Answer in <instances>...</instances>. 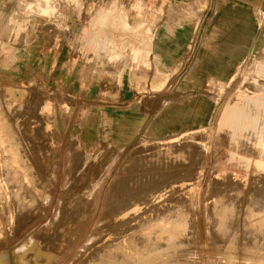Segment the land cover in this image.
<instances>
[{
    "label": "rangeland",
    "instance_id": "1",
    "mask_svg": "<svg viewBox=\"0 0 264 264\" xmlns=\"http://www.w3.org/2000/svg\"><path fill=\"white\" fill-rule=\"evenodd\" d=\"M112 1L76 0L71 6L69 3L62 5L61 11L57 8L52 18H44L37 14L35 8L30 9L28 0H0V49L5 47L8 51L5 56H0V105L3 106L0 116L12 108L20 109L16 112L15 121L20 120L21 132L29 139L28 142L32 140L33 147L29 148L35 153L30 163L38 167L39 176H46L53 163L56 165L53 168L55 181L46 182L47 185L50 183L51 203L44 215L33 213L31 208L17 213L11 203L12 191L7 189L10 185L0 177V263L18 264L19 250L32 238L40 241V246L47 244L43 250L49 256L46 254L41 261L33 260L31 264H74L75 258L84 254V258L76 263L83 264L86 261V241L95 236V230H100V225H103L97 221L105 219L110 207L107 209L108 203L125 193L130 197L148 198V202L151 198L154 201L159 195H165L162 204L165 210L161 215L164 216V229H169V226L175 228L176 224V232L163 233L164 241L160 247L156 250L147 248L149 260L145 258L146 264H264V258H261L264 257V0H202L200 5L194 2L196 0H142L152 10H161L154 26L145 32L150 47H153L162 24L175 26L183 10L189 11L190 39L177 50L174 60L164 65L167 81L158 90L149 89L148 79L144 88L132 87L126 78L122 84L117 81L109 83L101 79L100 72H97V79L84 80L88 69L103 68L106 51L114 53L121 50L111 48L110 39L94 50L81 49V41L87 44L85 39L93 35L95 8H108ZM121 1L127 7L133 0ZM230 3L248 8L247 14L252 13L250 20L257 22L252 26L256 35H246L244 56L224 58L230 65L228 71L209 72L205 60L216 43L215 14L218 8ZM50 12L49 7H43L42 14ZM103 30L106 38L117 33L110 32L112 24L109 22ZM10 54H13V60L4 64L2 58ZM150 56L148 75L153 66ZM90 58H93L91 62ZM211 64V67L216 65L215 61ZM112 67L119 68V65ZM8 91L15 98L9 106L4 95ZM196 104L198 116L193 120L188 113ZM65 106L63 123L66 127L63 128L61 117ZM177 113H187L188 122L184 127L171 134L155 133L154 129L162 125L166 117L174 118ZM53 114L55 119L50 118ZM26 122L27 125L32 124H29L30 130L32 128L36 133L39 144L42 143L41 147L38 146L41 152L37 153L36 140L27 134ZM53 129L58 133L59 144L52 140ZM86 130L93 137L84 143L80 137L85 138ZM182 142L191 146L188 158L185 159L186 153H181L174 155L175 159L167 160L176 167L148 166L157 163L156 146L163 144L162 147H168ZM70 143L75 147L73 160L69 159L67 151ZM92 144L93 151L92 147L89 148ZM49 148L56 150V160ZM67 163H74L70 168L75 175L73 178L83 181L82 191L78 194L80 202L83 189L84 195L92 194L97 201L93 219L86 227L84 224L75 227L72 237L77 240L73 245L54 238L56 234L50 227L58 202L66 192L63 185L67 178ZM160 166L163 167L160 169ZM157 173L158 178L155 176ZM89 180L91 186L94 184L92 191ZM117 181L122 183V187L115 191L112 185ZM137 202L140 203L138 200L133 203ZM168 209H173L175 215ZM145 210L146 206L141 211ZM148 217L149 222L154 215ZM134 222L128 224V233H134L137 225L142 227L143 223ZM148 222L144 223L146 227L143 225L142 231L138 227V231L144 233L156 229L153 223Z\"/></svg>",
    "mask_w": 264,
    "mask_h": 264
},
{
    "label": "bare ground",
    "instance_id": "2",
    "mask_svg": "<svg viewBox=\"0 0 264 264\" xmlns=\"http://www.w3.org/2000/svg\"><path fill=\"white\" fill-rule=\"evenodd\" d=\"M4 95L6 96V100H7L6 103H7V105L8 104L11 105V103H14L15 102V98L10 95V92L9 91L6 94H4ZM3 104H4V101H3ZM8 106H6V107H8ZM18 106H19V104H18ZM2 107L0 105V108H2ZM9 109H11V108H9ZM18 110H20V109L15 110L14 108H12V110L10 112H7L6 111L7 113H10V114H8L9 116L7 115L6 112L5 113H6L7 116L5 115L4 112L2 113V116H0V177L2 178V180H6L7 184L9 183V185H10V187H7V184L5 183L7 189L8 190L11 189V191H12L11 194H13V197H12L13 202H11V203H13L12 205H14L16 207L15 210L17 209V213H20L23 210H26V209H30L31 208V209H33V213L34 212H36V213L38 212L39 214L44 215L46 213V211H47V208L49 207V205L51 203V194H50V189H49L50 183H48L49 185H47L46 182H48L49 180H50V182L55 181V172L53 171L54 170L53 168L56 167V165L53 163V166L51 168H49L48 171L46 172V174H47L46 176L45 175L44 176L43 175L42 176H39L40 175L39 173H41V172L38 169V167H36L34 165H31L30 159L34 156L35 150L29 148L30 146H32L31 145L32 144L31 143L32 140L30 142H28L29 139H27V137L24 136V133L21 132V127H20L21 124L19 123L20 120H18V122L15 121V120H17L16 119V117H17L16 116V112H18ZM28 117H30V116H28ZM29 119L30 118H28L26 121H30ZM46 123H47V125H50L49 124V121H47ZM29 124H31V123H29ZM29 124L27 125V122L25 124L26 127H27L26 128V130L28 132L27 134L28 135H31V139L36 140L35 141L36 142V145L35 146H36V149H38L37 150V153L38 152H41V150H39V147L38 146H40V144H42V143L39 144L38 138L36 136V133L32 132V128L30 130ZM35 124H37V123H35ZM44 125H46V124H44ZM42 126H43V124H42ZM64 126H66V123H65ZM57 134L58 133L56 132V130L53 129L52 130V138H53L52 140H54L56 144H59V139L57 137ZM74 136H76V135H74ZM34 137H35V139H34ZM89 138L91 139V136H85V138H83V139H82V135L80 137V139L84 143L85 142H88L90 140ZM74 139H75V137H73V140ZM35 142H34V144H35ZM183 144L184 143L182 142L181 144L179 143V145H171V146H168V147H165V145H164V147H162L163 144L160 145V146H156L157 148H156V152L155 153H156L157 157H156L155 160L157 161V163L155 162L156 164H154L152 166H150V165H148V166L149 167H154V168L159 167L160 164L163 165V166H166V167L167 166H170V165H173L174 166L175 164L170 163V160H169V163L170 164L167 163V160L170 159V158L175 159L174 158L175 157L174 155H176V154L178 155V154H181V153H184V154L186 153L185 156H187L188 152L190 151L191 146L190 145L189 146L188 145L186 146V145H183ZM168 145H170V144H168ZM91 147H92V150L91 151H93V147H94L93 144L89 148H91ZM74 148L75 147H74L73 143H70L69 146H68V148H67V151H68V155H69V159L70 160H73L74 159V152H75L74 151ZM49 150H52V153L54 155V160H56L55 159L56 158V156H55L56 150L55 149H50V148H49ZM49 150H47V151H49ZM44 154H46V153H44ZM83 154H82V156H83ZM184 154H183V156H184ZM39 155L41 156V154H39ZM85 155H86V153H85ZM85 155L83 157H85ZM86 157H88V155H86ZM179 157L181 158V156H179ZM179 157H176V160H177V158L180 160ZM187 158H188V156L185 157V159H187ZM183 160H184V158H183ZM171 161H172V159H171ZM162 162H165V163L162 164ZM34 163H36V162H34ZM72 165L69 164V163H67V170H66L67 178H66V180H64V185H63L66 192H65L64 197H61V199L59 200L58 205H57V208H56V211H55V214L53 215V217H52V219L50 221V227L54 231L53 234L54 233L56 234L54 238L58 237L59 238V241H63L65 243H69L70 245H73L74 242L77 240L76 237H74V238L72 237V233L74 232L75 227L78 226V225H81V224H84L85 227H86V224L89 223L93 219V217H92L93 216V213L97 209V201H96V199L93 198V195L92 194L89 196V194L87 192H86L87 194L84 195L83 192H85V189H83L84 191L82 192V195L83 196H80L81 197V200H82V202H80V200H79L80 198H78V194H79L80 191H82L81 182L83 183V181H81V180H75V178H73L75 175L72 174L73 173L72 172L73 169H70L72 167ZM97 166H99V165H97ZM163 166H160V169ZM176 166L177 165H175L174 167H176ZM74 167H76V166H74ZM82 168H84V167H82ZM123 169H125V168H123ZM101 170H103V169H101ZM169 170H171V169H169ZM173 170H174V168H173ZM155 172H157V171H155ZM158 172H160V171H158ZM76 173L77 172L75 171L74 174H76ZM101 173L102 172H100V174ZM167 173H170V172H167ZM159 174L165 175V174H162V173H159ZM155 176L157 177L158 176V173ZM95 182H97V181H95ZM85 184H86V182H85ZM90 184H91V181H90L89 185ZM212 184H213V181H212ZM93 185L92 186L90 185V188H89L90 191H92ZM1 186H2V184H1ZM164 186H163V188H164ZM85 187H88V185H85ZM119 187L120 188L122 187V183L121 182H118V181L115 182L112 185V189L115 190V191ZM125 188H127V187H124V189ZM124 189L122 191H125ZM157 189H159V188H157ZM86 190H88V188ZM151 191H153V190H151ZM157 191H160V190H157ZM154 192H156V191H154ZM143 194H146V193H143ZM152 194H157V193H153L152 192ZM152 194H151V197H153ZM169 194H171V193H169ZM115 195H117V194L115 193ZM165 197L166 196L163 195V194L159 195L156 198L154 196V198H155V199H153L154 201H151L152 200V198H151L150 202H148L149 201V200H147L148 198L147 199L145 198L146 199L145 200L144 197H141V196H136V198L135 197H130V196H126L125 193H124L123 195H121V197H116V199L113 200V202H112L113 205H112L111 202L108 203L107 209H108L109 206L110 207L107 210V213L105 214V219L100 220V221H97V224H103V225H100V227H101V229L104 228V231L102 232L101 229L100 230H98V229L95 230V233H94L95 236H93L90 240L86 241V242H88L87 247H86V258H85L86 261L83 262V264H91V263H93V264H146L144 260H145V258L148 259V257H147L148 256V250H147V248L153 247L154 249L155 248L157 249L158 247H160L162 245L163 241H164L162 239L163 238L162 235H163V233L165 231L176 232V226H175L176 224L174 225L175 228H172L171 226H169V227L167 226L169 229H167V228L164 229V226H163V224H164L163 223V219H164L163 217L164 216L161 217V215H162V213L165 210V207L164 208L162 207V204H164L163 202H164ZM260 198H261V196H260ZM9 199H11V198H9ZM136 200H138L140 203H138V202L137 203H133L134 201L136 202ZM9 201H11V200H9ZM9 201H8V203H9ZM3 202H5V201H3ZM236 202H237V200H236ZM131 203H133L135 205H132ZM231 203H233V202H231ZM144 206H146V210L145 211H141ZM6 207H8V206H6ZM172 207H170V208H172ZM105 208H106V206H105ZM170 210H172V212L174 211L173 209H170ZM174 213H176V212H173V214ZM178 213H177V215H178ZM173 214H172V216L175 215V214L174 215ZM150 215H152V216L154 215L155 220H154V218H152V221H149V222L153 223V225L156 226V229L153 230L152 232H144V233L139 232L138 229L139 228H142L140 231L143 230V225H144V223L148 222L147 218H149L148 216H150ZM165 218H166V216H165ZM171 218L173 219V217H171ZM171 218H169V220ZM175 218H177V216ZM26 220H25V222H26ZM134 220L137 221V223L138 222L143 223L142 225H140L142 227H139L138 225L136 227L135 226L136 225V222H134ZM176 220L177 219H175V221ZM132 221L135 223V225L133 224L136 227L134 229L135 232L134 233H128V231H129L128 224L130 222H132ZM166 221H168V218L166 219ZM149 222H148V224H149ZM173 222H174V220H173ZM141 223H139V224H141ZM168 223H170V222H168ZM234 224H235V222H234ZM131 225H132V223H131ZM229 225H230V223H229ZM260 225H261V223H260ZM162 226H163V228H162ZM172 226H173V223H172ZM150 227H149V229H150L149 231L152 230V228H150ZM136 229H137L138 232H136ZM145 229H148V228H144V230ZM255 230H256V228H255ZM44 232H46V231L43 230V234H44ZM255 234H257V232ZM44 235H42V236L40 235V236H41V238L44 237L43 239H46ZM229 235H230V233H229ZM263 236H264V234H263ZM230 237H231V235H230ZM255 237H256V239L258 238L257 236H255ZM54 238H52L51 240H54ZM260 238H263L262 235L260 236ZM253 239H254V237H253ZM253 239H252V241L255 242ZM259 241H261V240H259ZM171 242H173V241H171ZM260 243L262 244V242H260ZM46 245H44V247H43V245L41 244V246H40V241H36L35 239H32L31 238L30 241L28 242V244L25 245V246H23L19 250V252H18V259H19L18 261H19V263L18 264H31V261H33V260H35V261H37V260L41 261L42 258L46 254L48 255V253L43 250V248H45ZM176 248H177V246H176ZM251 248L253 249V247H251ZM257 248H259V247H257ZM253 250H255V249H253ZM257 251H260V249H258ZM50 252L51 251H49V253ZM155 252L156 251H154V253ZM253 253H254V255L256 254L255 252H253ZM162 255H164V254H162ZM251 255H253V254H251ZM157 256L158 255H156V258H157ZM170 257H172V256H170ZM48 258L49 257H47V259ZM82 258H84V254L83 255H81V254L78 255L75 258V260H74L73 263L76 264V263L80 262L82 260ZM152 258H154V256ZM261 258H264V257H261ZM150 260H151V258H150ZM159 260H160V258H159ZM153 261L155 262L156 260H153ZM163 262H164V260H163ZM80 264H82V263H80ZM158 264H160V262Z\"/></svg>",
    "mask_w": 264,
    "mask_h": 264
},
{
    "label": "crops",
    "instance_id": "3",
    "mask_svg": "<svg viewBox=\"0 0 264 264\" xmlns=\"http://www.w3.org/2000/svg\"><path fill=\"white\" fill-rule=\"evenodd\" d=\"M28 1L30 2V9L35 8L37 14L44 18H52L58 9L61 11L62 5L69 3L71 6L76 0H47L48 2L44 0ZM178 1L181 2L182 0ZM201 1L202 0H196L194 2L200 5ZM46 6L49 7L51 12L42 14V9ZM95 9L92 17L93 25L95 26L93 35L85 39L87 40V44L83 42L84 40L81 41V49L91 48L94 50L99 46L102 47L101 43L103 41L110 39L109 43L110 46H112L111 48L121 50L114 53L112 50L106 51L107 59L102 64L103 68L88 69L86 71L87 74H84V80L86 81L88 79L87 81H89V79H91L92 81L95 78L97 79V72H100L101 79L109 83L117 81L122 84L126 78L129 85L132 87L144 88L145 82L148 79L150 90H158L164 87L168 74L164 65H168L173 61L177 50L190 39V18L188 17V9L183 10L182 15L177 18L175 26H170L167 23L160 26L153 47L149 46L150 41L145 37V32L150 30L156 23L158 13L161 12L160 9L156 11L152 10L151 7L145 6L142 0H133L127 7L121 0H113L108 8L102 9L96 7ZM247 9V7L239 5L238 3L226 4L217 9L214 18V22H216V43L213 49L207 53L205 60V66L209 72L228 71L230 65L228 59L225 60L224 58H239L245 55L246 35L253 36L254 34L255 37V29L252 26H255L257 23L255 20H250L252 13L251 15L249 13L247 14ZM31 16L32 14L30 15L29 25L32 22ZM64 17L70 19L69 15H65ZM107 22L112 24V30L110 32H117L113 34H116L115 37L112 35L106 38L103 34V27ZM81 23L82 22H79V24ZM125 35H129V37H124ZM251 40L250 38L249 41ZM22 41H24V39H22ZM7 53V48L3 47L0 49V56H5ZM159 54H161V56ZM149 56L151 57L150 60L153 66L150 70L151 74L148 75L150 68ZM13 57V54H10L8 57L2 58V60H4L5 64L7 61L13 60ZM217 59L220 62H218ZM92 60L93 58H90L89 62ZM213 61H215L216 65H214V67L209 66L213 65L211 64ZM115 64H118L119 68L112 69V66ZM217 64H219V67H217ZM66 107L67 106L62 108L61 120L63 128L66 127L63 123ZM90 113L95 114L96 112L91 111ZM186 115L187 113H177L174 118L166 117L164 123L154 129L155 133L171 134L176 132L177 128L184 127V124L188 122ZM54 116L53 114V117L50 116V118L55 119ZM188 116L193 120H197V104L190 109ZM122 117L125 118L123 114ZM84 132V137L91 136L89 130Z\"/></svg>",
    "mask_w": 264,
    "mask_h": 264
}]
</instances>
